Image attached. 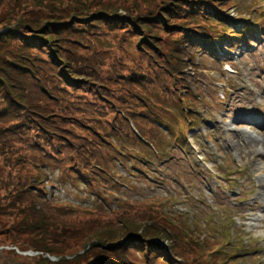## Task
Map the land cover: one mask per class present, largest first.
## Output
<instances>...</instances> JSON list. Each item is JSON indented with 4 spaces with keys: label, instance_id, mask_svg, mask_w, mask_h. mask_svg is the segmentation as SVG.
<instances>
[{
    "label": "rangeland",
    "instance_id": "rangeland-1",
    "mask_svg": "<svg viewBox=\"0 0 264 264\" xmlns=\"http://www.w3.org/2000/svg\"><path fill=\"white\" fill-rule=\"evenodd\" d=\"M114 1L81 0L80 6L69 5L68 0L53 1L54 7L61 6L62 11L68 9L60 20L67 19L68 24L78 26L77 45L70 49L67 64H61L60 70L56 68L55 75L43 67L44 62H39L40 73L32 78L33 83L26 82L29 102L39 103L45 92L41 83L45 80L47 85L49 83L47 88L53 90L59 100V105L53 107L56 113L61 109L71 111L66 107V99L74 100L76 105L82 102V107L89 108L92 104L88 103L99 94L86 83V75L83 77V73L76 70L92 61L96 51L92 49L94 44L101 45L98 50L110 46L112 50L109 52L121 57L125 66H113L114 70L118 69L117 74L126 75L133 71L144 80L147 73L143 69L147 64L153 70L166 64L161 44L168 39L167 33L177 31L174 28L176 7L166 6L168 0H134L136 3L126 0L124 7H116ZM178 1L172 0L170 4ZM30 2L0 0V22L12 23L21 11L26 8L31 11L34 7L28 6ZM225 4L221 15L227 20L218 23L221 25L219 31L232 24L231 30L238 33V38L222 41L221 37L212 43L214 48H211V41L202 40L205 45L197 47L194 69L187 67L183 73L190 91L187 96L191 97L182 102L187 115L171 120L177 129L164 123L160 125L163 136L159 147L156 140L147 141L150 147L146 145L140 149L133 147L137 144L127 145L129 155L139 160L141 157L144 169L139 164L138 170H134L131 167L134 164L128 158L113 161L109 166L112 179L98 188L100 197L91 192L89 184L93 183L92 179L85 181L81 173L74 172L77 168L73 166L77 162L74 151L80 154L82 149L76 141L67 140V136L54 127L53 117L44 119L39 115L41 110L37 109L33 110L34 113L23 109L15 112V117L10 116L11 122L2 134L5 152L0 153V205L3 206L7 202L5 198L16 190L27 186L30 190H45V196L37 191L43 204H51L44 207V211L64 221L58 223L70 227V230L66 233L65 244L60 247L51 240L39 243L40 239H34V236L20 237L26 238L24 247L35 246L38 242L52 245L56 253L63 248L64 253L59 256H46V253L32 249L21 251L8 233L20 220V214L1 208L0 264H92L90 260L96 254L120 260L123 264H157L153 253H150L149 261L146 259L145 245L146 238L158 232L143 230L146 211L143 215H134L143 207H132L129 214L134 216L129 220L119 218L121 212L128 210L125 204L129 203L132 206L147 203L145 209L154 208L161 213L159 217L166 218L164 222L179 231V237L184 241L201 234L221 240L220 247L210 246L207 251L188 250L190 255L185 254V264H264V158L261 157L264 152V0H225ZM105 11H115V15L109 17ZM126 16L131 17V28L125 25V29L117 32L107 30ZM161 17L167 28L156 25ZM95 21L100 25H91ZM47 24L53 38L58 35L65 39L75 37L74 30L63 31L54 21ZM9 27L0 29V34L10 30ZM240 27L249 28V31L242 32ZM97 36H101L100 44L96 41ZM147 44L149 48L144 46ZM45 53L42 58L51 59V52L45 50ZM101 54L98 61L104 59ZM50 63L49 60V66ZM106 69L100 67L101 77ZM58 80H69L75 89L60 85ZM112 88L118 89L116 86ZM120 101V98L113 101L107 98L100 104L102 114L91 112L93 122L99 119L98 130L110 131L107 123L113 114L108 110L118 106ZM120 116L128 119L123 111ZM128 122L135 128L131 120ZM77 133L81 137L87 134L80 130ZM57 140H64L62 150L56 151ZM82 142L80 139L78 143ZM58 151L62 152L55 154ZM142 151H151L157 158L147 157ZM59 158L64 161L62 166L57 165ZM262 165L263 168L258 170ZM95 209L99 212L96 213ZM193 222L198 226L190 235L186 228L190 229ZM93 232L98 236L105 232L109 239L103 245L100 242L86 245L87 238H93ZM128 234L133 237L126 240ZM167 241L163 238L156 240L155 252L159 248L166 250L170 243ZM117 246L119 256L109 254L108 249ZM172 251L176 255L173 260H180L177 250ZM173 253L168 252L172 256Z\"/></svg>",
    "mask_w": 264,
    "mask_h": 264
},
{
    "label": "trees",
    "instance_id": "trees-1",
    "mask_svg": "<svg viewBox=\"0 0 264 264\" xmlns=\"http://www.w3.org/2000/svg\"><path fill=\"white\" fill-rule=\"evenodd\" d=\"M19 1L13 0L14 3ZM53 1L31 0L30 4H28V6L34 7L31 11L28 8L25 11H21L12 23L7 22L2 24L0 22V25H2L0 29L7 30L6 28L9 26L11 28L0 34V103H2L0 106V153L5 152L2 134L7 130L6 125L11 122L10 116L15 117L16 114L14 113H19L23 109L29 113H34V109L41 110L39 111V115L44 117V119L53 117L54 127L62 131L67 136V140L72 138L79 144L82 151L80 154L74 151L77 159V162L73 165L77 167L74 172L81 173V178L85 181L92 179L93 183L89 184L91 192L100 197L101 192L98 188L102 183L106 185L112 179L109 166H111L113 161L128 158L130 163L134 164H130L134 170H138L136 167L139 164L144 169L143 162L140 161L141 157L139 160L136 157L134 158L133 155H129L130 149H127V145L132 146L133 144H137L133 147L140 149L146 146L141 139L146 141L152 140L154 142L156 140L158 145L163 136L160 125L164 123L177 129L176 124H173L171 120L174 121L178 116L184 118V115H187L184 113L182 102L184 98L189 99L191 97L187 96L190 91L187 90L183 73L187 67L190 70L194 69L193 59L195 60L197 47L203 44L202 40L215 43L216 40H221V37H223V40L236 39L238 33L232 32L231 26L234 27L232 24L219 31L221 25H218V23H224L227 20L224 18L225 16L221 15V10L227 6L225 0H179L174 4H170L172 0H163V2L166 1V6L176 7L174 28L177 31L167 33L166 37L168 39L161 44L163 45L162 51L166 57H163V59H166V64L160 65L161 67L156 66L154 70L147 64L146 68L143 69L144 71L146 69L145 72L147 74L144 77L146 80L141 79L139 73L135 74L133 71L126 75L117 74L118 69L114 70L113 66L120 68L125 66L121 57L117 56L115 52L110 53L109 51L112 50L110 46H102L98 50L101 45L97 46L94 44L92 49L94 48L96 51H93L95 54L92 61L86 67L78 68L76 72L83 73V77L86 75V83L99 95L96 94L93 102L88 103L92 104L89 108L82 107V102H79L80 105H76L74 100L67 101L66 99L64 100L66 107L71 108V111L61 109V112L56 113L53 107L59 105V100L53 90L47 88L49 85V83L47 85V81L43 80L41 83V88L45 87V92L40 98L39 103L27 100L29 91L26 86L27 81L32 82V78L40 73V61L45 63L43 67L48 69L51 75H55L56 68L60 70L61 67L59 66L61 64H67L65 61L68 60L70 49L77 45L76 37L78 31L76 30L78 26L68 24L69 20L67 19L60 20L62 16L68 13V9L63 8L64 10L62 11L61 6L54 7ZM124 1L126 0H115L114 3L117 4L116 7H124ZM129 1L136 3L134 0ZM80 2L81 0H68V4L71 6H80ZM105 14L111 17L115 15V11H105ZM51 21H54V24L58 25L63 31L66 29L74 30L76 33L75 37L73 39H65L58 35L57 38H53L52 30L48 28L47 24ZM130 21H132L130 16L121 17L118 25L113 23L110 29L107 30L117 32L125 29V25L129 29L132 27L129 23ZM91 25L100 24L95 21ZM156 25L167 28L163 17H161L159 23ZM239 29L244 28L240 27ZM244 30L247 31V29ZM220 33L222 36H220ZM96 41L100 44L102 41L101 36H97ZM147 45L144 46L149 48V44ZM156 47L158 48L159 46L156 45ZM45 50L51 52V59L47 56L45 59L42 58L46 55ZM99 53H102L103 60L98 61ZM49 60L51 61L50 66ZM101 66L107 68L103 77L100 74ZM108 69H112V71ZM57 82L60 85L72 86L75 89L69 80H58ZM112 86H116L118 89H113ZM174 92H177V94ZM65 97L69 96L66 95ZM107 98H110L111 101L115 98H120L121 101L117 103L118 106H114L112 110H108L113 114L112 120L107 123L110 131L106 129L98 130L99 119L94 120L96 123L93 122L91 112H95L98 115L102 114L104 111L100 104L104 100H107ZM127 98L132 99L127 100ZM42 101L43 103L47 102L45 108H42ZM171 105L173 108H171ZM122 111L128 119L120 116ZM171 113L172 115H170ZM128 120L133 122L132 124L138 135L134 133ZM164 120L167 121L165 122ZM181 120L183 121V119ZM77 130L87 134L81 137L77 133ZM80 139L83 141L81 144L78 143ZM63 142L64 140H57L54 146L56 151L62 150L61 145ZM61 152L58 151L55 154H60ZM142 152L147 157L151 155L157 158L156 154L151 151ZM135 156L139 155L135 154ZM55 157L57 158L58 156ZM63 164L64 161H61V158H59L57 165L62 166ZM60 169L62 170V167ZM29 188L27 186V188L16 190L9 198H5L7 202L5 204L2 203L3 206L0 205V209L8 208L17 213L16 215L20 214V220L15 227L9 229L8 233L13 238V244L21 251L32 249L35 252L46 253V256H59L61 252L64 253L63 248L58 249L56 253L51 248L52 245L39 243H46L48 240H51V243L58 244L59 247L62 246L68 238L66 233L70 230V227L59 224L58 221H64L44 211L43 208L51 204L47 202L43 204L41 201L42 197L37 194V191L42 193V196H45L47 194L45 190H30ZM139 204L133 206L130 203L128 205L125 204V206H128V210L121 212L123 214L119 218H123L126 221L129 220L130 216L143 215L144 211L147 212V218L144 219L146 222L142 225L143 230L145 232H158L155 236L146 238L145 254L148 261L150 260V253H153V259L157 261V264H185V254L187 256L190 255L188 250L196 252L199 250L202 252L203 250L207 251L210 246L220 247L221 240L219 238L213 239L208 235L205 236V234L194 238L190 236L189 239L184 241L183 238L179 237V231L169 228L168 224L164 222L166 218L159 217L161 213L156 212L154 208L151 210L145 209L147 203ZM141 206L143 208L140 212L136 210L134 215L129 214V210L132 207L139 209ZM76 209L84 210L77 207ZM95 211L96 213L99 212L98 209H95ZM4 215L5 213L2 216ZM195 226H198V224L196 225L193 222L190 229L187 227V233L191 235L192 230L196 229ZM23 235L34 236V239L38 238L40 242L35 243L37 245L31 246L32 248L24 247L26 238H20ZM91 235H93V238H87L88 242L86 245H89L91 242H100V245H103L109 239L108 234L105 232L99 236L94 232ZM131 237H133L131 234L126 235V240ZM161 238L168 240L170 243L167 241L169 244H167L166 250L159 248L160 250L155 252L157 249L155 241ZM136 239L140 238L136 237ZM139 242L143 244L142 241ZM82 248H85V245ZM173 249L177 250L180 260H173L174 256H176L172 251ZM118 250L117 246L108 249V252H110L109 254L113 253L119 256ZM180 250L183 253L181 254L182 256H180ZM168 252H172L173 256L168 254ZM137 255L139 256L138 253ZM90 262H93L92 264H123L120 260H112L100 254H96Z\"/></svg>",
    "mask_w": 264,
    "mask_h": 264
},
{
    "label": "bare ground",
    "instance_id": "bare-ground-1",
    "mask_svg": "<svg viewBox=\"0 0 264 264\" xmlns=\"http://www.w3.org/2000/svg\"><path fill=\"white\" fill-rule=\"evenodd\" d=\"M261 157H263L264 158V152H261ZM263 168V165H262V167L261 168H259L258 170H260V169H262Z\"/></svg>",
    "mask_w": 264,
    "mask_h": 264
}]
</instances>
